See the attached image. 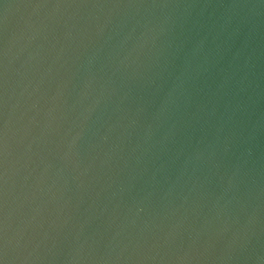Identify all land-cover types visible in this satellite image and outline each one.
I'll return each instance as SVG.
<instances>
[{
  "label": "water",
  "instance_id": "obj_1",
  "mask_svg": "<svg viewBox=\"0 0 264 264\" xmlns=\"http://www.w3.org/2000/svg\"><path fill=\"white\" fill-rule=\"evenodd\" d=\"M0 264H264V0H0Z\"/></svg>",
  "mask_w": 264,
  "mask_h": 264
}]
</instances>
